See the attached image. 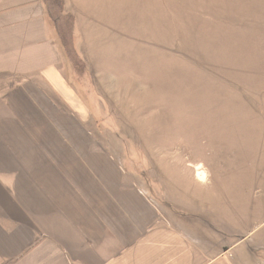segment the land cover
Returning a JSON list of instances; mask_svg holds the SVG:
<instances>
[{
    "label": "crops",
    "instance_id": "obj_1",
    "mask_svg": "<svg viewBox=\"0 0 264 264\" xmlns=\"http://www.w3.org/2000/svg\"><path fill=\"white\" fill-rule=\"evenodd\" d=\"M79 78L42 0H0V264H264V187L257 201L238 155L210 144L206 168L186 163V200H166L139 163L146 144L101 136L98 93ZM255 98L263 107L264 87Z\"/></svg>",
    "mask_w": 264,
    "mask_h": 264
},
{
    "label": "rangeland",
    "instance_id": "obj_2",
    "mask_svg": "<svg viewBox=\"0 0 264 264\" xmlns=\"http://www.w3.org/2000/svg\"><path fill=\"white\" fill-rule=\"evenodd\" d=\"M65 2V13L75 15L74 2L79 9V26L75 20L74 25L87 68L67 62L80 75L78 84L90 94L96 88L98 123L110 126L100 135L143 141L145 161L139 163L156 179L163 198L177 203L186 200L181 192L193 184L189 173L206 168L199 164L202 156L212 154L220 140L224 153L238 155L236 169L260 178L259 201L264 99L262 107L255 94L264 87V0ZM112 80L120 87L113 89ZM226 124L231 125L221 128ZM155 142L172 149L167 158L173 162L157 158ZM137 153L130 157L138 159ZM180 156L184 159L177 161ZM254 237L264 240V223Z\"/></svg>",
    "mask_w": 264,
    "mask_h": 264
},
{
    "label": "trees",
    "instance_id": "obj_3",
    "mask_svg": "<svg viewBox=\"0 0 264 264\" xmlns=\"http://www.w3.org/2000/svg\"><path fill=\"white\" fill-rule=\"evenodd\" d=\"M46 17L55 30L57 40L73 68L85 71L87 66L76 47V32L72 14L64 12V0H42Z\"/></svg>",
    "mask_w": 264,
    "mask_h": 264
}]
</instances>
